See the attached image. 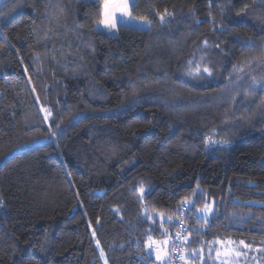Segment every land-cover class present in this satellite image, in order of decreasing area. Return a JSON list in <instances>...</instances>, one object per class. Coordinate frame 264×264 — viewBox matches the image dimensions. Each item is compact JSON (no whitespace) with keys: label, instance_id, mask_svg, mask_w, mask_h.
Instances as JSON below:
<instances>
[{"label":"trees","instance_id":"obj_1","mask_svg":"<svg viewBox=\"0 0 264 264\" xmlns=\"http://www.w3.org/2000/svg\"><path fill=\"white\" fill-rule=\"evenodd\" d=\"M103 3L0 0V264L264 247V0H134L116 35Z\"/></svg>","mask_w":264,"mask_h":264},{"label":"rangeland","instance_id":"obj_2","mask_svg":"<svg viewBox=\"0 0 264 264\" xmlns=\"http://www.w3.org/2000/svg\"><path fill=\"white\" fill-rule=\"evenodd\" d=\"M134 0H129V11L131 8V5ZM120 14L117 13V17H119ZM150 21V23H148ZM120 24H127L129 26L138 27L142 29H149L152 25V21L150 19H143V18H137L131 16V18H118L117 20V26ZM97 28L116 35L118 33L117 27L112 30L106 29L102 24L99 22L97 23ZM45 115L48 113L45 111ZM206 206H209L212 211L208 212L207 214L204 213V208L199 210V216L203 219H210L214 213L215 210V201L211 200L208 202ZM188 241V238H185ZM156 243L153 245L152 248H149V256L154 258L156 260V249L162 248L165 243L164 241L154 240ZM244 245L247 244H241L240 242L234 241L232 239L228 240H216L213 242H210L207 244V246H204L203 248L198 250V254H194V256H201V258H204L206 256H212L214 257V260L216 261V264H264V247L261 246H250V247H244ZM102 249L100 248V251ZM103 251V250H102ZM219 252V256L217 253ZM227 253V254H226ZM103 264H105V261H107L105 253L103 252L102 255ZM202 260V259H201ZM157 262H160L156 260ZM183 264H199L198 261H192L187 256L182 260ZM200 262V261H199ZM108 264V262H107ZM182 264V263H181Z\"/></svg>","mask_w":264,"mask_h":264},{"label":"snow or ice","instance_id":"obj_3","mask_svg":"<svg viewBox=\"0 0 264 264\" xmlns=\"http://www.w3.org/2000/svg\"><path fill=\"white\" fill-rule=\"evenodd\" d=\"M129 0H104L103 6H102V19L99 21L100 24H102L106 29L112 30L117 27V20L118 18H131V12L129 11ZM117 13L120 14L119 17H117ZM161 20L164 19V14L161 15ZM150 23V21H148ZM206 43V42H205ZM248 44H251V41L249 40L247 42ZM235 67V66H234ZM199 71V69H198ZM204 72H208L211 74V70L208 68L203 69ZM259 86L262 89H264V80H257L255 77L252 78V82L250 87L255 90L256 87ZM51 115V112L49 111L48 114L46 115L45 119L48 118V116ZM55 135V133H53ZM223 143H228V141H223ZM141 192L144 191L143 188L140 190ZM3 201H0V204H2ZM185 203H187V198L185 200ZM204 213L207 214L208 212L212 211V209L209 206H205L204 208ZM94 235V233H93ZM97 243H99L97 241ZM156 242L152 240L151 237H149V242L147 244L148 248H152L153 245ZM163 243H167V241H164ZM241 244H244L243 241L240 242ZM244 247H250V245H244ZM227 254V253H226ZM101 255H103V251L101 250ZM168 253L164 251L162 248H157L156 249V260L158 261H164L165 258L167 257ZM219 256V252L217 253ZM181 260L184 259V256L180 257ZM105 264H107V261H105Z\"/></svg>","mask_w":264,"mask_h":264},{"label":"water","instance_id":"obj_4","mask_svg":"<svg viewBox=\"0 0 264 264\" xmlns=\"http://www.w3.org/2000/svg\"><path fill=\"white\" fill-rule=\"evenodd\" d=\"M169 248H170V244H168V246H167V248L165 250L168 253V255H167V257L165 258V260L163 262L167 261L168 258H169Z\"/></svg>","mask_w":264,"mask_h":264},{"label":"built area","instance_id":"obj_5","mask_svg":"<svg viewBox=\"0 0 264 264\" xmlns=\"http://www.w3.org/2000/svg\"><path fill=\"white\" fill-rule=\"evenodd\" d=\"M179 249H180V247H179V246H177V247H176V249H175V253H176L177 255H178V254H179V252H180V251H179Z\"/></svg>","mask_w":264,"mask_h":264},{"label":"crops","instance_id":"obj_6","mask_svg":"<svg viewBox=\"0 0 264 264\" xmlns=\"http://www.w3.org/2000/svg\"><path fill=\"white\" fill-rule=\"evenodd\" d=\"M120 24V23H119ZM124 24V23H123ZM124 25H127V24H124Z\"/></svg>","mask_w":264,"mask_h":264}]
</instances>
